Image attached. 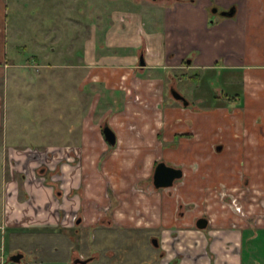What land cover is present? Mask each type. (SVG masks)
Segmentation results:
<instances>
[{
  "label": "crops",
  "instance_id": "crops-1",
  "mask_svg": "<svg viewBox=\"0 0 264 264\" xmlns=\"http://www.w3.org/2000/svg\"><path fill=\"white\" fill-rule=\"evenodd\" d=\"M174 2L169 13L179 11L185 27L155 28L147 25L149 19L158 23L153 14H146L147 21L139 12L113 6L102 32L98 12L89 23L76 19L75 35L66 15L65 27L40 28L46 44L16 23L7 29L8 4L0 0L4 257L19 254L16 264H163L154 240L168 232L182 246L186 233L201 239L203 250L191 254L190 264H264V0H166L165 5ZM212 3L233 12L213 13ZM162 14L158 21L169 23L164 8ZM182 67L195 72L188 78L196 88L220 82L215 99L204 105L202 96L186 99L187 105L165 100V78L176 77L161 70ZM73 73L79 92L100 84L107 92L113 109L105 123L115 133L114 145L105 140L104 126L93 122L94 105L82 117L79 138L68 140ZM92 94L94 100L97 93ZM47 115L61 124L50 133L47 123L55 120ZM68 148H75L76 169L66 163ZM160 161L183 171L171 196L165 190L171 186L153 185ZM40 167L59 182L58 194L37 173ZM181 205L193 212L176 217ZM201 211L207 219L202 229L196 226ZM95 242L104 260L94 251Z\"/></svg>",
  "mask_w": 264,
  "mask_h": 264
},
{
  "label": "rangeland",
  "instance_id": "rangeland-1",
  "mask_svg": "<svg viewBox=\"0 0 264 264\" xmlns=\"http://www.w3.org/2000/svg\"><path fill=\"white\" fill-rule=\"evenodd\" d=\"M19 5L20 7L17 9H19L16 12V7H15V3H17L16 0H7V29H9L12 25H15V23L20 27H26L24 29H27L28 33H31L35 31L36 35L38 36V39L42 40V42H45L47 44V35H43L42 33H40V28L44 27L46 32H47V28H53L56 25L61 24L62 26L65 27V21L64 18L68 17V23L66 24L69 32H72L75 35V21L76 19L84 21L85 23H89L90 20L95 18L96 13L98 12V16L101 19V27H104L100 30V32H102L105 29L106 26V22L109 19V12L112 11L113 8H118V6H124L125 8L129 9L128 11H136L141 13L144 17V19H146L148 21L146 14L149 16L151 14H153L154 16V21L158 22V23H153V21L151 22V20L149 19L148 24L147 25H152L153 27H162L167 28V26H172V24L174 26H179V27H185V25L182 24V18L181 15H179V11H175V12H171L169 13V10H173L175 8L176 2H174L171 5L167 4L165 5L166 0H67V6H68V11L67 14L64 11V6L66 5V3H64V0H19ZM115 6V7H113ZM165 6V7H164ZM163 8H164V16L166 19H168L165 22H161L158 21V19L162 18L163 16ZM166 9V10H165ZM169 9V10H168ZM208 9V8H207ZM146 10V13H145ZM109 11V12H108ZM208 12V10H207ZM28 15L33 16V19L30 18V21L28 22ZM159 15V18H158ZM174 19V20H173ZM145 20V21H146ZM146 21V22H147ZM85 28V27H84ZM28 40L27 38H23L20 40L21 43L26 42ZM179 52L183 53L181 49H178ZM30 51V50H29ZM28 51V52H29ZM107 52V50H104V53ZM102 52V54H104ZM54 58V55L51 56V59ZM176 59V58H175ZM173 59L171 60L172 63H176L177 61ZM53 61V60H52ZM170 62V61H169ZM58 71V69H56ZM192 69H187L185 68H178L173 70L172 68H168L166 69H162V72H165L167 74H171L173 76L176 77L175 80H172L171 82L168 81L167 78H165V84L166 87L165 89L167 96L165 97V100H171L170 102H174L178 104L177 99H175L172 94L168 95V91L171 89H175L177 90L181 95H183L186 99L190 100V101H197V97L198 96H202L201 97V103L200 105H204L205 103H210L211 100H214L215 98H213V95L216 93L217 87L221 86L220 82L219 84L216 82L215 84H211L208 83L207 86L209 88H206V85L204 83H200L198 88L195 87V84H193V81H191V79H189V76H192L193 73L191 71ZM48 73V72H47ZM208 75V74H207ZM75 74L73 73L70 77H73V82L68 83V105H67V115H66V127H68V133H67V137L69 141H73L75 142V140L77 138H79L80 132H79V125L81 124V120L82 117L87 114L88 109L90 107V105H94L95 111H94V115H93V122L94 123H98L101 124V126L106 125L105 122H107L106 116H107V112L109 110V108L112 107L113 109V105L110 107V103L111 101L108 99V95L107 92L104 91L102 85H97L94 86L92 88H89L88 90H84V91H78L76 86L77 84L75 83ZM211 76V75H210ZM210 76H207L208 78ZM48 77V75H47ZM212 80L216 79L217 76H211L210 77ZM210 79V80H211ZM218 79V78H217ZM216 79V80H217ZM210 84V85H209ZM91 87V86H90ZM170 87V88H169ZM216 88V89H215ZM215 89V92H214ZM50 90H53L52 85L50 84V82H47V91L50 92ZM231 90L229 89H224L223 88V93H228L230 94ZM214 92V94H213ZM51 93V92H50ZM92 93H97L96 94V98L93 100ZM99 93V96H98ZM218 94V93H217ZM212 97V98H211ZM49 100V101H48ZM48 102V106H47V111H49L50 109L52 110L53 108H51V100L47 99ZM190 108V107H189ZM188 108V109H189ZM48 114V112H47ZM104 114V115H103ZM108 115H110V111L108 112ZM54 119L55 121L53 123H47V133L51 132L49 131V128L55 126H61V124L56 123V115H53L52 117L47 115V120L49 119ZM91 117H89L90 119ZM91 118V119H92ZM104 119V120H103ZM103 120V121H102ZM64 126V124H62V127ZM58 133V132H57ZM180 136H177L175 143L178 142V138ZM102 138V136H101ZM104 141V140H103ZM105 142V141H104ZM113 148V147H112ZM75 148L71 149L68 148L66 150H68L70 153L68 155L67 161L66 163H68V168L71 169H76L78 164H77V160L75 159L76 156L74 154V152H72ZM65 166V165H64ZM6 170H9V163L6 162ZM47 171L49 172V170L47 169ZM37 173H38V169H37ZM48 179L51 181V183H53L55 191L56 190H61L60 184L58 181H52L51 178V174L49 173L47 175ZM65 193H67L71 187L70 183H67V185L65 186ZM90 188H91V183L88 182L87 186H86V191L90 192ZM174 187H170V188H166V193L167 195H172L173 194V189ZM81 190V189H80ZM79 191V190H78ZM77 191V192H78ZM73 194V192L71 193V195ZM186 205H181L178 206V210L176 212V217L181 218L184 217L185 215L189 216L190 213H192L193 211H188L186 210ZM205 216L204 212L201 211L200 215L198 217H202ZM194 216L192 214L191 216V221L192 223L194 222ZM78 225V224H77ZM79 227V226H78ZM73 228V227H72ZM177 228V227H174ZM68 233L70 234V236H73L76 238L77 234L72 232V230L68 231ZM92 233V231H91ZM90 233V236H91ZM199 236H201L199 232H197ZM188 236L186 237V245L180 244L177 239H173L172 235L175 236V234H170V236L168 235V232H164L162 235H159V238L157 241V246L160 248L162 255L164 256L162 262L163 264H168L170 260H172L173 258H178L175 259L176 264L179 262V258L180 256H183V252L182 255H179L180 251H185L184 254V258L182 261V264H190L193 260L191 259V254L193 252H197L200 250H203V242L201 241V239H199L198 237L192 236L191 234L186 233ZM169 236V237H168ZM201 238V237H200ZM129 243V242H128ZM152 240H151V244H152ZM154 245V244H153ZM94 251L96 253H100L101 254V259L104 260V250H102V246L100 247V245H98L96 242L93 244ZM129 246V245H127ZM116 250H119L121 253L127 252L128 248L125 250L124 248H122V246H120L118 249V246H115ZM163 248V250H162ZM114 249V248H113ZM111 250V249H109ZM108 250H105V253ZM0 254H2V252L0 251ZM144 264V263H143ZM146 264H150L149 262H147Z\"/></svg>",
  "mask_w": 264,
  "mask_h": 264
},
{
  "label": "water",
  "instance_id": "water-1",
  "mask_svg": "<svg viewBox=\"0 0 264 264\" xmlns=\"http://www.w3.org/2000/svg\"><path fill=\"white\" fill-rule=\"evenodd\" d=\"M233 12V8L231 7L228 10H222V14L230 15ZM139 64L140 66H143L145 64L143 55L140 56L139 58ZM171 94L172 96L177 99L181 100L184 105L188 104V101L186 98L181 95L177 90L171 89ZM103 135L105 140L111 144L114 145L116 138H115V133L113 130L108 126L104 125L102 129ZM183 175V171L179 167H175L169 164H166L163 161L158 162L153 171V185L156 188H166L170 187L173 185L174 181L177 179H180ZM207 225V219L205 217H200L196 221V226L200 229L205 228ZM154 243L157 244L156 240H154ZM20 263V255L19 254H13L10 256L5 257V263Z\"/></svg>",
  "mask_w": 264,
  "mask_h": 264
},
{
  "label": "trees",
  "instance_id": "trees-1",
  "mask_svg": "<svg viewBox=\"0 0 264 264\" xmlns=\"http://www.w3.org/2000/svg\"><path fill=\"white\" fill-rule=\"evenodd\" d=\"M38 174L41 175V176H44L45 177V182L49 185H52L53 188H54V185L53 183H51V181L48 179L47 175L49 174V172L44 168V167H40L38 169ZM55 189V188H54ZM60 190H56L55 192L58 194Z\"/></svg>",
  "mask_w": 264,
  "mask_h": 264
},
{
  "label": "flooded vegetation",
  "instance_id": "flooded-vegetation-1",
  "mask_svg": "<svg viewBox=\"0 0 264 264\" xmlns=\"http://www.w3.org/2000/svg\"><path fill=\"white\" fill-rule=\"evenodd\" d=\"M210 9V11L211 12H213V13H219V12H221L222 10L218 7V5L217 4H215V3H212L211 5H210V7H209ZM171 89H172V87H171ZM171 89H170V92H171ZM181 101V100H180ZM182 102V101H181Z\"/></svg>",
  "mask_w": 264,
  "mask_h": 264
},
{
  "label": "built area",
  "instance_id": "built-area-1",
  "mask_svg": "<svg viewBox=\"0 0 264 264\" xmlns=\"http://www.w3.org/2000/svg\"><path fill=\"white\" fill-rule=\"evenodd\" d=\"M0 264H16V263H5V257L3 256V254H0Z\"/></svg>",
  "mask_w": 264,
  "mask_h": 264
}]
</instances>
